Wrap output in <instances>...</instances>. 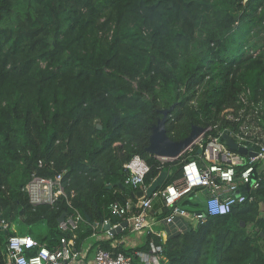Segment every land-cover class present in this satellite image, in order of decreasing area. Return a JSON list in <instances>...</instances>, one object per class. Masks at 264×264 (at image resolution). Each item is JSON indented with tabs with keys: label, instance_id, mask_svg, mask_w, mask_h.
I'll return each mask as SVG.
<instances>
[{
	"label": "trees",
	"instance_id": "obj_1",
	"mask_svg": "<svg viewBox=\"0 0 264 264\" xmlns=\"http://www.w3.org/2000/svg\"><path fill=\"white\" fill-rule=\"evenodd\" d=\"M247 90L264 128V0H0V264L8 239L39 224L40 243L72 237L63 213L123 222L110 207L134 199L124 182L134 155L150 165L147 186L164 170L160 189L182 176L178 160L147 150L161 111L172 109L176 141L194 125L234 128L222 113ZM34 174H62L67 197L33 204L24 187ZM251 195L166 241L101 248L133 264L151 241L164 248L160 264H264V175Z\"/></svg>",
	"mask_w": 264,
	"mask_h": 264
},
{
	"label": "built area",
	"instance_id": "obj_2",
	"mask_svg": "<svg viewBox=\"0 0 264 264\" xmlns=\"http://www.w3.org/2000/svg\"><path fill=\"white\" fill-rule=\"evenodd\" d=\"M249 94L250 90L240 94L239 101L243 106L239 109L226 108L222 113L226 119L236 123L234 128L219 129V124L201 127L197 137L177 157L163 158L157 155L162 161H179L182 170L179 179L166 188L155 191L152 196L142 198L137 213L129 214L133 208L131 200L112 203V212L120 215L124 221L128 220L134 230L144 231L150 226L149 214L154 207V200L158 198L170 210V215L165 217L169 223L176 215L192 217L196 222L202 223L208 216L228 214L235 206L248 199L252 200L251 194L258 188L264 175V128L258 121L262 111L261 103L251 100ZM225 134L239 146L255 153V156L232 150L224 138ZM125 168V184L135 190H146L148 186L145 179L150 172L147 161L140 155H134ZM243 188L247 190L246 193L242 192ZM24 190L35 205L53 204L59 196L67 197L62 174L56 177L34 174ZM196 191H204L206 196L200 199L201 209L191 214L180 202L189 199ZM86 222L84 214L75 209L73 214L59 223L62 230L74 233ZM108 222L104 220L103 224ZM96 224L93 225L94 228ZM7 226L3 221L0 229ZM76 244L74 237L63 236L50 246L48 243L41 244L26 234L13 235L7 242L8 264H74L81 256ZM30 249L37 251L28 254ZM137 255L143 264H160L165 259L163 246L153 241L150 242L149 250L139 251ZM93 264H133V257L101 248L96 252Z\"/></svg>",
	"mask_w": 264,
	"mask_h": 264
},
{
	"label": "crops",
	"instance_id": "obj_3",
	"mask_svg": "<svg viewBox=\"0 0 264 264\" xmlns=\"http://www.w3.org/2000/svg\"><path fill=\"white\" fill-rule=\"evenodd\" d=\"M168 172V171H167ZM169 176V172L167 177ZM166 177V179H167ZM165 179V181H166ZM158 190H161L160 188ZM206 194L204 191H196L194 195L189 197V199H184L181 203L188 211L192 214L199 209H201L200 199L205 198ZM133 203L134 199H129ZM142 198L138 200L135 207L139 209L140 202ZM134 209V207H133ZM132 209V210H133ZM170 215V210L166 208L163 204V200L158 198L154 200V207L149 214V228L144 231H136L133 229L131 223L123 228L116 235H112L110 230H106L102 225L101 221L95 220L91 222H86L82 225L81 229L74 232L73 236L76 239V246L78 251L81 253V256L78 260L74 262V264H93V260L96 252L101 249L100 242H104L107 240L112 241V246L116 247L119 244L123 245L125 248H137L141 245H144L149 237H159L162 241H166L170 236H173L177 233L184 232L192 227L198 226V222L192 219V217H182L176 215L172 222H167L165 217ZM95 225V228L93 225ZM122 223V222H121ZM118 224H112V227H115ZM45 227V226H44ZM92 229V233L84 236L82 239H79L81 234L86 233V231ZM45 233H47V228L45 227ZM123 232H125L123 234ZM27 235H31L32 238L38 240L39 232L32 228V230L27 229L25 232ZM121 234V235H120ZM120 235V236H118ZM80 242V243H79ZM154 242V241H153ZM47 242H43L41 244H45ZM79 243V244H78ZM79 245V246H78ZM103 249V248H102Z\"/></svg>",
	"mask_w": 264,
	"mask_h": 264
},
{
	"label": "water",
	"instance_id": "obj_4",
	"mask_svg": "<svg viewBox=\"0 0 264 264\" xmlns=\"http://www.w3.org/2000/svg\"><path fill=\"white\" fill-rule=\"evenodd\" d=\"M172 109L162 110L161 113L163 114V117L160 118L157 123H155L152 126V134L150 136V144L147 147V150L149 152H152L160 157L163 158H174L177 157L183 148H185L187 145H189L198 135V132L201 131V127L198 125H194L192 127V130L190 134L183 140H173L169 137L167 134V128H166V122L167 117ZM224 138L228 144V146L232 150H236L242 154L249 153L252 156H255V153L249 152V150L244 146H239L238 143L232 139L228 134L224 135ZM168 175V172L166 170L162 171L160 175L157 176V178L147 187L146 190L140 189L135 191L132 196L134 199H141L144 197H150L152 194L157 191L160 186L164 183L166 177ZM243 193H246L247 190L245 188L242 189ZM136 203H133V207H135ZM133 209V208H132ZM89 222H91V218L86 215ZM66 218V213H63V215L59 218V222H63ZM102 225L106 230H110L112 235H116L119 233L123 228L127 227L130 222L128 220L123 221L120 225H117L115 227H112V224L110 222L104 223L101 221Z\"/></svg>",
	"mask_w": 264,
	"mask_h": 264
},
{
	"label": "rangeland",
	"instance_id": "obj_5",
	"mask_svg": "<svg viewBox=\"0 0 264 264\" xmlns=\"http://www.w3.org/2000/svg\"><path fill=\"white\" fill-rule=\"evenodd\" d=\"M227 109H231V108H227ZM227 109H225V110H227ZM225 110H224V112H225ZM224 112H223V113H224ZM34 229L37 230L41 236H43L44 233L46 232V231H45V227L43 226V224H39V225H37ZM41 236H40V237H41Z\"/></svg>",
	"mask_w": 264,
	"mask_h": 264
}]
</instances>
